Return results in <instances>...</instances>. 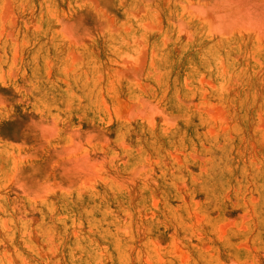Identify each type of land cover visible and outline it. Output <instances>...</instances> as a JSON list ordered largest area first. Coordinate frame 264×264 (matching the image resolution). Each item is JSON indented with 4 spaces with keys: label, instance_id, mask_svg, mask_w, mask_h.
Listing matches in <instances>:
<instances>
[{
    "label": "rangeland",
    "instance_id": "obj_1",
    "mask_svg": "<svg viewBox=\"0 0 264 264\" xmlns=\"http://www.w3.org/2000/svg\"><path fill=\"white\" fill-rule=\"evenodd\" d=\"M0 264H264V0H0Z\"/></svg>",
    "mask_w": 264,
    "mask_h": 264
}]
</instances>
